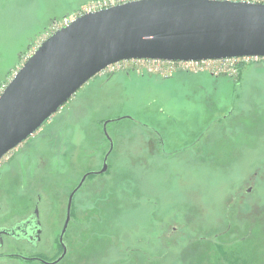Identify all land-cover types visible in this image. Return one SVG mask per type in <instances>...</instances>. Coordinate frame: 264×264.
<instances>
[{
  "label": "rangeland",
  "instance_id": "rangeland-1",
  "mask_svg": "<svg viewBox=\"0 0 264 264\" xmlns=\"http://www.w3.org/2000/svg\"><path fill=\"white\" fill-rule=\"evenodd\" d=\"M85 1L0 0V90L62 16L53 17ZM246 61L236 77L162 76L130 60L96 73L42 125L64 138L55 133L54 141L33 140L29 155L25 148L6 154L0 223L28 213L22 208L33 206L38 192L47 239H56L66 216L64 182L73 187L101 166L108 134L109 170L73 197L61 264H264V60ZM150 114L169 152L151 161ZM190 124L206 128L198 150L170 154L180 144L177 129Z\"/></svg>",
  "mask_w": 264,
  "mask_h": 264
},
{
  "label": "water",
  "instance_id": "water-1",
  "mask_svg": "<svg viewBox=\"0 0 264 264\" xmlns=\"http://www.w3.org/2000/svg\"><path fill=\"white\" fill-rule=\"evenodd\" d=\"M264 56V3L135 0L86 12L46 37L0 93V159L35 132L88 79L123 59ZM103 129L106 131V124ZM67 202L63 232L72 219ZM66 253L49 264L58 262Z\"/></svg>",
  "mask_w": 264,
  "mask_h": 264
},
{
  "label": "flooded vegetation",
  "instance_id": "flooded-vegetation-1",
  "mask_svg": "<svg viewBox=\"0 0 264 264\" xmlns=\"http://www.w3.org/2000/svg\"><path fill=\"white\" fill-rule=\"evenodd\" d=\"M148 116H149L150 120L146 123V127L148 129V130L146 129L147 137H148L147 142H146V147H147V151H148L146 158L148 159V155H149V158H151L150 159V161H151V160H154L155 158L161 159L163 155H166V153L168 154L169 152H167L164 134L162 132V128L159 126L160 123L159 124L157 123L158 119L155 120V116L151 115V114ZM42 125L35 132H33L31 135H29L24 141L19 143L17 146L12 148L11 150L14 149V151L16 150V152H17L18 150L24 151V148H25L26 149V155H29L28 148H29V145L31 146V142L33 140H36V139L37 140H39V139H41V140L46 139L47 140V138H48V140L51 139L52 141H54L55 140L54 139L55 133L57 134V137L59 139H60V137H59L60 135H62L63 136L62 138H64V133L62 130H57L56 132H54V127L49 126L48 129L47 128L43 129ZM181 127H182L181 129H180V126L177 129L179 131L180 144L177 145V147H175L173 150H171L170 154L178 153L181 151L198 150L199 147H198L197 143H199L200 138L202 137V135L206 131V128L203 130H200L197 125H192V124L186 125V126H181ZM57 132H61L62 134L59 133V135H58ZM27 142H29L30 144L29 143L26 144ZM56 143H57V141H55V144ZM59 143H61V141H59ZM90 146H93V145H90ZM109 146H110V144H109ZM112 148H113V146H112ZM55 150H57V147ZM8 152L6 154H8ZM111 152H112V149L110 150L109 154L107 155V158H106L107 169L104 172H107L109 170L108 158H109ZM9 155L11 156V153ZM104 156H103V159H104ZM4 158L6 160L4 159V161H2V162L0 159V164H2V165H4V163L8 160V155H6ZM103 159L101 162V166L99 168L88 169L87 171H85V173L89 172V171L99 170L103 165ZM9 162H10V160H9ZM148 170H149V167L146 168V171H148ZM102 173L96 174V173L91 172L90 174H88L86 176V178L84 179L83 183L81 184V186L74 193L73 197L79 191H80V193L82 191H85L84 185L89 178L98 177ZM26 174H27V172H26ZM28 174H29V172H28ZM2 175H3V173L0 170V187H2L4 189V188H6V187H4V186H6V184L3 181L6 177L4 175V178H3ZM26 177H27V175H26ZM26 177H23V178L21 177L22 181L26 180ZM59 182L57 181L58 185L57 184H55V185H57L60 189L61 184ZM23 183L24 182L20 183L21 187L23 186ZM64 183L65 184L61 190L63 191L64 195L67 193V199H66V205H65V207H67L68 197H69L72 189L77 185L78 182L73 187H71L70 179L67 178L66 182H64ZM10 184L13 186L12 182ZM92 186H94V185H92ZM251 188H252V186L247 187L246 191L249 192L251 190ZM0 196H1V194H0ZM82 200H84V199H82ZM31 204L33 206L29 207L27 205V206L22 208L23 210L24 209L28 210L27 211L28 213H26L22 217L14 220L13 223H7L4 221H3L4 223H0V264H17L15 262L16 260H23L25 262H37L39 264H49L48 262H51V261L57 259L61 255V253L64 250V246H65V248H66L65 255L58 262H56L54 264L63 263L66 255H67L68 249H69L68 242H69V238H70V222L72 221V219H70V221L68 222V224H67V226L63 232L62 240L60 239V233H61L62 228L64 226L65 218L63 220V223H62L59 231L56 234L57 235L56 239L52 238V236L49 237V239H47L48 232L50 230L47 231V226H46L47 221H45L41 215V211L43 210V209H41V205L43 204V202H42L41 196L38 192H37V199L35 201H33V203H31ZM85 206L86 205H84L83 203L81 204L82 208ZM72 207H73V198H72V202H71V209H72ZM56 248L59 251V253L56 256H54L53 251ZM48 257H50V258H48Z\"/></svg>",
  "mask_w": 264,
  "mask_h": 264
},
{
  "label": "built area",
  "instance_id": "built-area-1",
  "mask_svg": "<svg viewBox=\"0 0 264 264\" xmlns=\"http://www.w3.org/2000/svg\"><path fill=\"white\" fill-rule=\"evenodd\" d=\"M129 1L135 0H88L82 4L79 8L74 10L72 13L66 14L59 19L53 20L45 31L43 37L41 38L40 43L46 37H48L52 32L59 29L60 27L69 24L79 15L97 11L103 8H107L113 5H118L126 3ZM231 1H246V2H259L264 3V0H231ZM36 45L32 48L33 52L39 45ZM251 58L263 59L264 56H240V57H224V58H215V59H198V60H162L156 58H132V59H123L117 62L108 64L106 67L101 69L99 72L107 71L114 69L119 64H122L126 60L134 62H144L143 69L150 70L152 72H157L162 76H166L167 72L181 71L186 73H200L207 72L214 75H226L229 77H236L239 74V66L245 61ZM246 61V62H247ZM98 72V73H99ZM4 88L0 90L2 92Z\"/></svg>",
  "mask_w": 264,
  "mask_h": 264
},
{
  "label": "crops",
  "instance_id": "crops-1",
  "mask_svg": "<svg viewBox=\"0 0 264 264\" xmlns=\"http://www.w3.org/2000/svg\"><path fill=\"white\" fill-rule=\"evenodd\" d=\"M87 1H88V0H87ZM87 1H85V2H87ZM85 2L80 3V4L78 5V7H74V6H73V7H71L70 9L73 10V9H75V8H79V7H80L82 4H84ZM71 10H70V11H71ZM68 12H69V10H65L62 14H60V15H56V16H54L53 18H55V17H59V16H64V15H66V13H68ZM53 18H52V19H53Z\"/></svg>",
  "mask_w": 264,
  "mask_h": 264
},
{
  "label": "trees",
  "instance_id": "trees-1",
  "mask_svg": "<svg viewBox=\"0 0 264 264\" xmlns=\"http://www.w3.org/2000/svg\"><path fill=\"white\" fill-rule=\"evenodd\" d=\"M245 63H242V64H240V66H239V75L238 76H240L241 75V73H242V68H243V65H244ZM209 74V73H208ZM215 77H216V75H215ZM76 195V194H75ZM74 199H75V197H74ZM73 199V200H74ZM93 205H95L94 203H93ZM73 214H74V210H73V207H72V209H71V216L73 217Z\"/></svg>",
  "mask_w": 264,
  "mask_h": 264
}]
</instances>
